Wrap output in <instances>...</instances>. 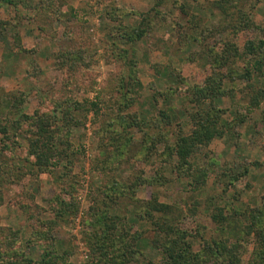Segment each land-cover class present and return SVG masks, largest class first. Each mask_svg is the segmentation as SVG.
I'll use <instances>...</instances> for the list:
<instances>
[{"label": "rangeland", "instance_id": "1", "mask_svg": "<svg viewBox=\"0 0 264 264\" xmlns=\"http://www.w3.org/2000/svg\"><path fill=\"white\" fill-rule=\"evenodd\" d=\"M166 1L162 8L165 16L159 18L153 31L139 42L135 70L142 84L138 91L126 98L127 102H131L126 111L131 115L137 112L147 122L155 120L159 116V109L167 105L162 93H168L167 89L173 86L177 92L172 93V107L180 108L184 132L191 134L196 127L192 115L198 109V100L190 101L191 98L188 100L186 95H191L192 86L203 85L209 75H216L226 91L215 101V105L221 109L224 133L220 138H213L209 144L199 145L192 163L205 167L211 158L217 164L210 172L206 193L194 196V193L186 190L184 185L187 180L184 179L165 185H160V182L151 184L152 178L167 175V168L159 158L146 161L142 154H134L138 147L135 142L144 133L132 129L131 135H125V141H121L123 147H119V152H125V156H120L121 164L116 166L114 172L126 178L140 173L149 179L150 183L141 184L137 189V198L144 201H148L155 191L160 201L175 203L187 209V213L190 212L188 208L193 207L194 200L202 201L197 213L188 217L191 232L197 235L194 238L195 250L201 249L204 238L219 239L233 232L232 236L225 237L230 240V246L238 244V241L245 243L237 264H251L259 229L246 225L252 223V208H264V99L255 111L248 112V107L258 89L264 90V70H254L251 78H245L251 58L235 61L232 57L228 60L224 48L226 43H234L242 49L248 40L264 38V0H229L228 18L223 17L214 4L218 0H197L193 3L187 0ZM155 2L12 0L7 3L0 0V170H13L16 173L18 170V174L8 176L5 183L0 185V227L6 230L4 234L10 231L16 234V244L21 246V252L31 253L40 259L44 247L57 244L60 250H74L68 264H92L85 230L87 221H90L89 207L97 187L101 185L100 176H97L94 168V159L100 155V137L95 131L108 116L98 120L89 114L85 126L74 128L71 140L81 147L82 152L75 160L69 178H56L46 169L30 165L34 157L28 154L23 133L14 135L15 127L11 125H8L7 135L2 132L14 97L23 96L24 110L33 114L37 110L53 111L55 101H83L85 98L94 99L101 93L109 100L115 113L119 112L118 83L127 75L129 67L124 66L117 55L121 47L130 45L117 36L123 32L118 30V24L136 25L140 15L150 11ZM241 9L254 21L252 28L242 30L232 26L242 20L238 14ZM63 51L73 52L79 57L76 71L59 68L57 55ZM225 54L226 61L217 60ZM256 55L263 56L259 52ZM168 68L174 76H179L180 82L171 83ZM111 114L113 111L109 116ZM242 116L243 122L240 121ZM130 137L135 140L129 143ZM129 145L132 149L128 150L130 152L126 150ZM110 147L113 150L114 145ZM58 171L63 172L61 166ZM224 186H228L226 193H223ZM69 193L74 194L79 211L74 217L59 221L55 199L60 195L69 200L72 196ZM220 194L223 197L216 198L218 205H228L231 212L239 211L241 214L238 219L240 227L234 230L230 226L224 234H220L205 205L209 195ZM145 203L139 202L135 208L142 211V204ZM122 214L128 217L135 215L124 209ZM56 222L60 223L55 226ZM132 223L134 228L146 230L139 244L147 257H142L144 260L141 263L131 264H148L149 259L158 261L157 250L148 245L146 239L152 238L153 229L141 221ZM193 224L200 225L199 232L193 228ZM259 224H262L261 231L264 233V220ZM40 231H50L51 238L46 239L35 233ZM34 233L36 236L31 239L35 243L32 245L28 241ZM17 246H13V253L5 254V258L6 255L15 256ZM211 246L217 247L212 243ZM213 260L209 264H214Z\"/></svg>", "mask_w": 264, "mask_h": 264}, {"label": "trees", "instance_id": "2", "mask_svg": "<svg viewBox=\"0 0 264 264\" xmlns=\"http://www.w3.org/2000/svg\"><path fill=\"white\" fill-rule=\"evenodd\" d=\"M187 1L193 3L197 0ZM228 1H214L223 17L227 18L230 16ZM4 2L10 3L12 0H4ZM166 2V0H156L150 11L140 15V21L136 25L126 26L123 25V22L118 24V30H123V32L117 36L130 45L127 48L121 47L117 55L124 66L129 67L127 75L118 83L119 87L117 89L120 97L117 99L119 104L117 110L119 112L115 113L116 110L108 102L109 100L107 101L104 95L98 93L94 99L85 98L83 101L69 102L55 101V109L51 112L37 110L33 114H28L22 106L24 98L19 96L18 98L14 97L13 107L8 115L10 117H6V119L8 118L7 122L2 127V132L5 135L9 130L8 125L15 127L13 130L14 135L24 134L23 138L28 146V154L34 157V160L30 161L32 167L39 166L49 171L56 178L67 179L69 178V172L72 171V166L75 165V160L79 159V154L82 152L81 147H78L71 140L74 128L85 126L89 114H93V118L98 120L102 116H108L101 122V127L95 131L96 135L100 137V155L94 159V168L97 176H100L101 185L97 187V193L93 196V202L89 207L88 219L90 221H87L88 225L85 230L86 246L92 264L143 262L144 259L141 258L147 257V255H144L139 243L143 240L146 230L134 228L132 221H141L154 231L152 238L146 237V239L147 244L157 250L159 257L158 261L149 259L148 264H209L212 258H214V264H237L240 253L245 248V243L240 241L233 247L230 246V240L225 238L229 235L225 234L219 239L211 237V240L201 236V238H204L203 245L201 249L195 250L194 244L196 241H194V238L197 235L191 232L190 226L192 225H189L188 217L197 213V209L203 204L202 201L194 200L193 207L191 205L188 208L189 213H187V209H183L175 203L160 201L159 195L155 191L148 201H144L145 199L137 198V189L141 184L150 183L149 179L144 178L140 173H135L133 177L126 178L123 175L117 176L114 172L116 166L119 167L121 164L122 158L120 156H125L123 155L125 152H119V147H123L121 141H125L126 138H123L125 135H131L132 129L144 133L142 138L135 142L138 147L134 150H137L134 154H142V158L146 161L159 158L167 168L168 174H163L160 177L161 179L159 177L152 178L151 184L160 182V185H165L170 181L184 179L187 180L184 185L187 188L186 190L194 193V196L198 193H206L210 172L214 170V166L217 164L211 158H209L205 167H198V165L192 163V157L199 145L209 144L213 138H220L224 133L221 109L215 105V101L219 100L226 91L223 88V83L216 75H209L203 85L192 86L190 89L191 95H186V98L189 97L188 100L191 98L190 101L193 99L198 100V109L192 115L196 127L191 134L184 132L179 112L180 108L177 110V107H172V93L177 92V88L174 89L173 86L167 89L168 93H162L163 99L167 102V109H165L166 107L159 109V116L155 120L147 122V119L140 117L137 112L131 115L126 111L131 105V102L126 101V98L131 93L138 91L139 86L141 87L142 84L138 81L137 71L135 70L138 65L139 42L153 31L158 19L165 16L162 8ZM238 14L239 17H242V20L240 23H233L234 28L240 27L244 30L255 25L243 9ZM241 50H244V52L242 53ZM224 52L228 53L226 58L228 60L232 57L235 61L251 58L248 61L249 66L245 78H251L254 70L256 72L264 70V38L259 39V41L248 40L242 49L234 43H226ZM258 52L263 56L256 55ZM225 56L226 54L219 56L217 60H225ZM57 59L60 69L74 71L79 65V57L73 52L63 51L57 55ZM167 71L171 72L168 74L171 83L179 81V76H174L170 68ZM126 78L128 81H125ZM258 90L259 92H256L255 98H252L253 102L248 107V112L255 111L264 99V90L262 88ZM111 96L113 97L112 94ZM111 111H113V114L109 116ZM183 112L185 113V111ZM240 119V121H244L243 116ZM165 132L168 135H165ZM132 140L135 139H130L129 143ZM111 145H114L113 150L110 147ZM161 146H164L163 150ZM130 147V145L127 146L126 150L131 151ZM60 166L63 170L61 173L58 171ZM12 171L0 170V185L5 183L8 176L18 174V170L17 173ZM227 187H223V193H226ZM1 194L2 186L0 187V197ZM69 194L72 195V193ZM73 195L69 200L60 195L56 197V217L59 221L77 215L79 206L76 200L73 199ZM222 197L221 194L217 196L209 195L206 199L207 203L205 202L206 211L211 215L210 217L220 230V234L226 233L230 226L234 230L239 228L238 219L241 217L239 211L231 212L228 205H218V199L216 198L220 199ZM139 202H146L142 204V211L135 208ZM123 209L125 212L130 210L135 215L128 217L126 214H122ZM258 209L256 207L250 210L253 211L252 223L245 224L246 227L254 228L256 226L259 229L251 264H264V233L261 231L262 224H259L264 220V213H262L264 208L263 210ZM59 223L54 224L57 226ZM193 226L199 232L200 225L193 224ZM3 231L6 230L0 227V264H68L69 259L74 254L73 249L60 250L57 244H51V247H44L42 257L38 259L33 257L31 253L21 252V246L16 244L17 239L14 232L10 231V233L5 232L4 234ZM35 233L46 239L51 238L50 231ZM35 233L30 237L29 244L33 245L34 241L31 238L36 236ZM232 235L233 232L230 236ZM211 243L217 246L216 249L211 246ZM13 246H17L19 251L16 249L15 256L6 255L5 258V254L13 253ZM209 249L211 250L209 251Z\"/></svg>", "mask_w": 264, "mask_h": 264}]
</instances>
